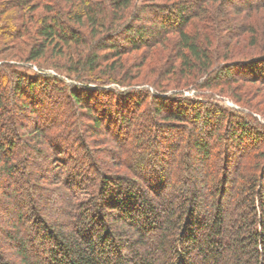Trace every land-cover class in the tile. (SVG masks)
Returning a JSON list of instances; mask_svg holds the SVG:
<instances>
[{
  "label": "trees",
  "instance_id": "16d2710c",
  "mask_svg": "<svg viewBox=\"0 0 264 264\" xmlns=\"http://www.w3.org/2000/svg\"><path fill=\"white\" fill-rule=\"evenodd\" d=\"M14 6L0 264H264V0Z\"/></svg>",
  "mask_w": 264,
  "mask_h": 264
},
{
  "label": "rangeland",
  "instance_id": "374dc122",
  "mask_svg": "<svg viewBox=\"0 0 264 264\" xmlns=\"http://www.w3.org/2000/svg\"><path fill=\"white\" fill-rule=\"evenodd\" d=\"M8 2H10V0H0V6H5L7 8ZM22 22H24V19L19 14H17V9L15 8V6L8 8L7 11L5 12L0 11V69L2 71L6 70V66H3L5 63L7 62L15 63L16 60L13 59H18V61L16 62L18 63L17 65H19L18 68L21 70H26L30 73L36 70L35 66H30L29 63H24L23 61H21L22 59L19 58L20 50L25 49L26 43L30 41V38H28V36L25 35L22 37L16 36L17 33L21 30L19 25L21 26ZM12 26H14L16 29L12 28ZM11 29H15V31L13 32ZM12 55L14 56L16 55V57L13 58L11 57ZM134 55L135 54H132V56ZM6 59H8V61ZM49 70L56 72V70L53 68H50ZM143 81L146 82L145 80ZM13 117L16 118L15 115ZM79 119L84 123H87L89 121L85 117H79ZM87 141H88L87 144L92 149L91 156L94 157V162L100 163L101 161H108L107 157H105L103 154L97 153L98 150L97 147L103 148L102 146H97V145H96L97 147L93 146L94 144L91 142V139H88ZM67 142H68V152L73 157L81 154V149L78 143L73 141L72 138L68 139ZM34 162L36 165H38V167H40V165L47 166L50 165L51 163L50 159L47 158L42 159L41 157H36L35 155H34Z\"/></svg>",
  "mask_w": 264,
  "mask_h": 264
}]
</instances>
